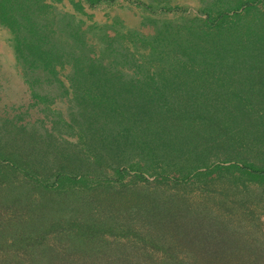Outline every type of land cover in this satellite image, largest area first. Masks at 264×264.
I'll return each instance as SVG.
<instances>
[{"label":"trees","instance_id":"trees-1","mask_svg":"<svg viewBox=\"0 0 264 264\" xmlns=\"http://www.w3.org/2000/svg\"><path fill=\"white\" fill-rule=\"evenodd\" d=\"M260 1L206 11L182 28L172 23L159 28L148 54L163 63L155 71L159 78L165 81L163 75L174 73L196 81L220 71L246 82L264 81V13L243 19ZM47 7L44 0H0V25L11 29L18 59L30 73L56 81L69 65L70 87L89 92L91 105L99 109L98 127L83 138L95 148L90 157L79 158L77 167L56 156L30 166L10 143L4 149L0 141V254L5 255L0 264H264V242L245 237L227 207L230 202L247 205V197L264 191V149L256 152L262 154L259 162L249 158L254 148L247 146L264 147V93H234L218 98L216 106L209 96H186L175 107L159 88L119 95L112 86L115 91L108 88L105 98L88 82L105 87L112 71L123 72L122 67L115 71L108 65L106 50L92 57L61 44L62 37L48 30L55 19ZM33 14L43 16L45 25H37ZM27 82L33 86L31 79ZM240 120L249 122L231 126ZM235 146L244 152L208 158L214 148ZM127 176L128 182L141 179L151 186L145 196L120 207L115 200L124 197ZM213 179L224 181L214 194L205 189ZM182 184H199L204 198L216 199L227 210L201 198L190 201L179 190ZM171 185L178 188L171 191Z\"/></svg>","mask_w":264,"mask_h":264},{"label":"rangeland","instance_id":"rangeland-1","mask_svg":"<svg viewBox=\"0 0 264 264\" xmlns=\"http://www.w3.org/2000/svg\"><path fill=\"white\" fill-rule=\"evenodd\" d=\"M241 1L243 0H113L89 5L85 0H44L48 4L45 12H49L55 19V25L50 26L48 30H55V34L62 37L61 44H72V48L80 52L89 51L85 53L92 57L101 50H106L104 57L108 59V65L115 71L117 67H122L123 72L112 71L111 79L103 83L105 87L93 85V79L88 82L92 92L103 91L106 98L108 88L115 91L112 86L116 87L119 95H134L139 91L150 94L159 88L161 92L172 97L168 101L174 103L175 107L179 98L182 102L186 96H209L211 104L216 106L218 103L215 101L218 102V98H228L234 93L251 94L250 90L253 93L261 90L257 94L264 93V81L246 82L243 78H237L241 75H223L220 71L204 74L199 79L203 81H183L174 73L163 75L168 79L162 81L159 78L161 75L155 71L163 63L148 55L152 35L162 26L172 23L182 28L190 25L189 23H196L198 18L205 16L206 11L215 13L234 8ZM35 8L36 4L32 6V10ZM256 8L258 9L252 8L245 12L243 19L252 18L254 14L257 16L258 12L264 13V0H261ZM32 17L37 25L44 24L43 16L38 19L33 14ZM146 63H149L150 68ZM30 72L32 71L25 69L23 61L18 59L15 37L11 29L0 25V141L4 144V149H7L10 143V149L15 150L18 157L23 156L30 166L38 165V161H51L56 156L62 163L71 159V166L77 167L79 158H88L93 153L91 147H94V142L90 144L91 141H85L83 138L88 140L93 129L99 125L94 123L99 112L98 106L95 103L91 105L89 92L83 89L76 92L70 87L69 65L59 73L60 79L56 81L41 73ZM175 76L177 78H173ZM27 79L33 82L32 87ZM246 122L249 120H240L231 126ZM17 140L20 143L15 144ZM259 145L247 144L254 148L252 153L246 152L250 155L249 158L256 161L261 159L262 154L256 152H261L264 147L262 143ZM233 148H214L208 158L216 160L229 154L235 155L239 151L244 152L241 146ZM162 163L159 161L157 167ZM107 174L112 178L113 170L108 168ZM149 178L153 177L149 175ZM130 179V176L124 179V182L129 184L123 188L124 197L119 195L115 200L120 207H123L122 203L135 202V199L145 196L150 190L151 184L146 180L140 179L139 183L135 184L128 182ZM223 182L213 179L205 189L212 190L210 192L214 194ZM183 185H178L182 187L179 190L188 196L190 201L195 202L201 198L209 206L221 211L227 210L223 207L221 209L216 199L204 198L203 195L207 194L199 184ZM178 187L171 185L169 189L172 191ZM255 191L260 193V188H255ZM261 193L260 197H245L248 199L244 200L247 205L230 202L227 206L230 209L228 213H234L237 217L238 223L234 224L253 243L264 242V191ZM119 211L123 216L121 208ZM261 249L264 251V247Z\"/></svg>","mask_w":264,"mask_h":264}]
</instances>
